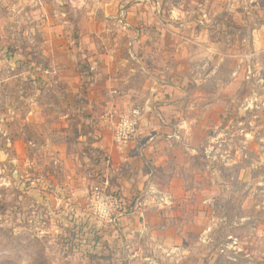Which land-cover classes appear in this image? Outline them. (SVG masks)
<instances>
[{"label":"rangeland","instance_id":"obj_1","mask_svg":"<svg viewBox=\"0 0 264 264\" xmlns=\"http://www.w3.org/2000/svg\"><path fill=\"white\" fill-rule=\"evenodd\" d=\"M20 4L0 0V264H264V0H235L218 27L205 25L223 58L199 108L188 195L165 201L168 229L142 233L126 215L145 198L102 182L94 127L45 72ZM72 168L87 183H68ZM97 193L119 197L124 212L102 220Z\"/></svg>","mask_w":264,"mask_h":264},{"label":"crops","instance_id":"obj_2","mask_svg":"<svg viewBox=\"0 0 264 264\" xmlns=\"http://www.w3.org/2000/svg\"><path fill=\"white\" fill-rule=\"evenodd\" d=\"M20 1V11L32 17L25 36L50 63L45 72L57 77L74 99L68 104L94 127L102 182L117 183L126 200L145 198L143 208L126 215L133 229H168L162 208L173 195H188L189 161L199 153L196 125L204 121L199 108L209 106L204 89L220 74L223 58L220 38L205 25L218 27V12L235 0ZM135 107L142 109L137 136L119 147L117 116ZM74 169L68 183H87Z\"/></svg>","mask_w":264,"mask_h":264},{"label":"built area","instance_id":"obj_3","mask_svg":"<svg viewBox=\"0 0 264 264\" xmlns=\"http://www.w3.org/2000/svg\"><path fill=\"white\" fill-rule=\"evenodd\" d=\"M141 117L142 109L140 107L132 108L117 116L113 133V141L117 146L127 147L133 141L137 136ZM94 198L108 205V208L101 211L100 218L102 220L112 222L114 213H118L120 216L124 212L123 201L115 195L103 198L100 193H97Z\"/></svg>","mask_w":264,"mask_h":264}]
</instances>
